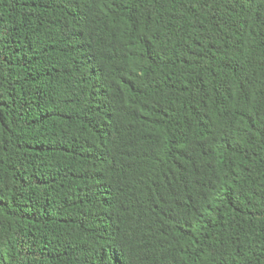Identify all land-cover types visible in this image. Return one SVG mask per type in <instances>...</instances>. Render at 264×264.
I'll return each mask as SVG.
<instances>
[{
  "label": "trees",
  "instance_id": "obj_1",
  "mask_svg": "<svg viewBox=\"0 0 264 264\" xmlns=\"http://www.w3.org/2000/svg\"><path fill=\"white\" fill-rule=\"evenodd\" d=\"M0 264H264V0H0Z\"/></svg>",
  "mask_w": 264,
  "mask_h": 264
}]
</instances>
